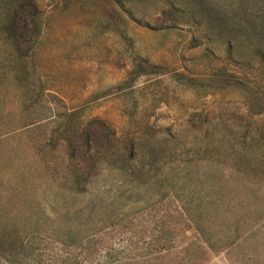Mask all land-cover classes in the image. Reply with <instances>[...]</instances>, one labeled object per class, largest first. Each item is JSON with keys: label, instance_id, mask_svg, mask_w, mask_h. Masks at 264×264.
Returning a JSON list of instances; mask_svg holds the SVG:
<instances>
[{"label": "rangeland", "instance_id": "374dc122", "mask_svg": "<svg viewBox=\"0 0 264 264\" xmlns=\"http://www.w3.org/2000/svg\"><path fill=\"white\" fill-rule=\"evenodd\" d=\"M0 264H264V0H0Z\"/></svg>", "mask_w": 264, "mask_h": 264}, {"label": "trees", "instance_id": "16d2710c", "mask_svg": "<svg viewBox=\"0 0 264 264\" xmlns=\"http://www.w3.org/2000/svg\"><path fill=\"white\" fill-rule=\"evenodd\" d=\"M99 123H105V122L101 120ZM101 126H102V125H101ZM103 127H104V126H103ZM85 185H86V184H85ZM82 191H83V190H82Z\"/></svg>", "mask_w": 264, "mask_h": 264}]
</instances>
